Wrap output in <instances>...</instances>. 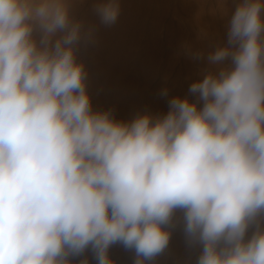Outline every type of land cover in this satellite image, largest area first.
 Segmentation results:
<instances>
[{
    "label": "clouds",
    "instance_id": "obj_1",
    "mask_svg": "<svg viewBox=\"0 0 264 264\" xmlns=\"http://www.w3.org/2000/svg\"><path fill=\"white\" fill-rule=\"evenodd\" d=\"M72 7L0 0V264H72L89 249L114 264L117 243L145 264L176 210L197 264H264V228L246 239L264 215V0L236 3L195 100L130 120L94 109L77 50L95 29ZM93 10L111 26L120 3Z\"/></svg>",
    "mask_w": 264,
    "mask_h": 264
},
{
    "label": "rangeland",
    "instance_id": "obj_2",
    "mask_svg": "<svg viewBox=\"0 0 264 264\" xmlns=\"http://www.w3.org/2000/svg\"><path fill=\"white\" fill-rule=\"evenodd\" d=\"M96 2L72 0L73 15L83 20L85 30L95 29L94 42L78 48V59L88 69L94 109H112L117 119L130 120L138 112L166 114L174 96L195 100L189 87L202 79L208 53L226 42L227 23L239 0H119L120 14L111 26L101 24L93 10ZM198 52L205 59H194ZM163 89L166 97L160 95ZM258 227L264 228V215L250 225L246 239ZM168 228L169 245L145 264H197L202 245L188 242L181 210ZM108 255L114 264H135L137 258L134 249L119 243ZM70 259L97 264L90 249Z\"/></svg>",
    "mask_w": 264,
    "mask_h": 264
},
{
    "label": "bare ground",
    "instance_id": "obj_3",
    "mask_svg": "<svg viewBox=\"0 0 264 264\" xmlns=\"http://www.w3.org/2000/svg\"><path fill=\"white\" fill-rule=\"evenodd\" d=\"M88 70V69H87Z\"/></svg>",
    "mask_w": 264,
    "mask_h": 264
}]
</instances>
